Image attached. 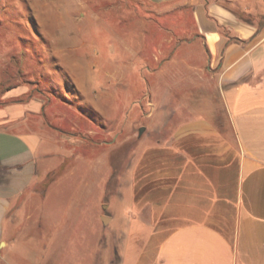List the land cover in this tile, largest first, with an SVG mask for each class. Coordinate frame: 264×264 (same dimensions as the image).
I'll return each mask as SVG.
<instances>
[{"label": "crops", "instance_id": "0c3cea01", "mask_svg": "<svg viewBox=\"0 0 264 264\" xmlns=\"http://www.w3.org/2000/svg\"><path fill=\"white\" fill-rule=\"evenodd\" d=\"M72 1L78 15L62 22L89 15L99 23L88 34L95 58L80 44L56 50L74 81L73 102L32 97L0 106V264L77 261L72 235L46 255L18 226L21 210L42 208L46 192L36 186L66 141L34 121L48 102L80 109L93 136L97 121L111 125L125 106L139 131L153 125L161 137L139 148L124 239L109 264H264V0H128L131 8L125 0L105 19L96 9L114 0ZM100 32L110 37L103 60L93 40ZM180 105L193 116L177 118ZM96 144L99 158L113 146ZM102 219L110 226L115 216Z\"/></svg>", "mask_w": 264, "mask_h": 264}, {"label": "rangeland", "instance_id": "374dc122", "mask_svg": "<svg viewBox=\"0 0 264 264\" xmlns=\"http://www.w3.org/2000/svg\"><path fill=\"white\" fill-rule=\"evenodd\" d=\"M122 1L125 0H114L113 4L106 2L96 10L105 19L111 10H117ZM128 2V7H133L132 1ZM141 8L138 9L143 13ZM119 11L117 17L123 12ZM66 14L78 15L72 0H0V106L32 97H44L68 105L73 102L74 96L69 91L74 87V81L56 50L58 46L80 44V53L93 54L92 37L88 34L91 28L98 30L99 23L89 15L82 22L73 19L62 22ZM101 34L97 39L93 36V40H97L100 51L98 59L103 60L106 41L110 37ZM121 107L110 115L111 125L97 121L98 133L93 136L91 132L95 124L77 107L73 111L64 110L50 102L44 109L42 106L39 118L34 121L40 124L43 121L44 125L57 129L61 140L65 137L66 141L60 143V153L56 156L58 163L36 186L40 193L46 192L44 196L49 192L46 197L39 196V203L44 201L42 208L33 204L24 212L19 211L18 226L25 227V238L36 244V250H44L47 255L50 245L65 234L72 235L74 239L75 264L116 261V246L121 245L124 239L121 229L127 223L123 215L131 206L132 166L139 148L161 139L156 133L152 134L153 125H148L140 133L137 123L134 125L138 115L134 110L127 113ZM81 108L90 112L89 108ZM179 108V119L194 114L187 113L184 105ZM40 124L34 126L39 127ZM98 125L107 130L100 129ZM73 138L81 139L82 145L79 147ZM102 142L113 146L108 149L106 157L99 158L100 152L95 154L93 149L101 148L96 143ZM70 148L77 151L68 153ZM102 213L115 216L110 226L104 225ZM72 224L78 225L75 232L58 231Z\"/></svg>", "mask_w": 264, "mask_h": 264}, {"label": "water", "instance_id": "95a60500", "mask_svg": "<svg viewBox=\"0 0 264 264\" xmlns=\"http://www.w3.org/2000/svg\"><path fill=\"white\" fill-rule=\"evenodd\" d=\"M144 131V127H141L140 129V133H142ZM106 219V217H104Z\"/></svg>", "mask_w": 264, "mask_h": 264}]
</instances>
